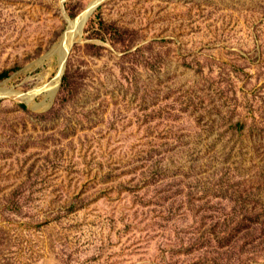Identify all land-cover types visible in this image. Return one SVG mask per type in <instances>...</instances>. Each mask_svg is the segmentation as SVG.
<instances>
[{"label": "rangeland", "instance_id": "rangeland-1", "mask_svg": "<svg viewBox=\"0 0 264 264\" xmlns=\"http://www.w3.org/2000/svg\"><path fill=\"white\" fill-rule=\"evenodd\" d=\"M93 1L0 0V264H264V0Z\"/></svg>", "mask_w": 264, "mask_h": 264}, {"label": "water", "instance_id": "water-1", "mask_svg": "<svg viewBox=\"0 0 264 264\" xmlns=\"http://www.w3.org/2000/svg\"><path fill=\"white\" fill-rule=\"evenodd\" d=\"M99 2H100V0H96V1L91 2L88 5L87 9L83 12V14H81L79 17H77L76 19H74L72 21L73 27L76 28L78 32H81L83 25L85 24L86 20L88 19L90 14L93 12V10L96 8V6L98 5ZM69 47L70 46H68V45L65 47L63 42L59 47V49H60V64L63 67V70L65 69V66H66V60H67V56H68ZM51 93L53 94V91H51Z\"/></svg>", "mask_w": 264, "mask_h": 264}, {"label": "bare ground", "instance_id": "bare-ground-1", "mask_svg": "<svg viewBox=\"0 0 264 264\" xmlns=\"http://www.w3.org/2000/svg\"><path fill=\"white\" fill-rule=\"evenodd\" d=\"M71 21V20H70ZM70 24V23H69ZM72 25V24H71ZM69 30H67L68 32ZM73 32V31H72ZM52 50V49H51ZM57 50V49H56ZM63 67L61 66L60 64V67H59V71H58V79L61 77V75L63 74ZM44 84V83H43ZM50 84V83H49ZM46 85V84H45ZM55 90V89H54ZM37 93V92H36ZM55 93V92H54ZM31 98V97H30Z\"/></svg>", "mask_w": 264, "mask_h": 264}, {"label": "trees", "instance_id": "trees-1", "mask_svg": "<svg viewBox=\"0 0 264 264\" xmlns=\"http://www.w3.org/2000/svg\"><path fill=\"white\" fill-rule=\"evenodd\" d=\"M7 74H8V71L5 70V71H3V72L0 73V76H5V75H7Z\"/></svg>", "mask_w": 264, "mask_h": 264}]
</instances>
